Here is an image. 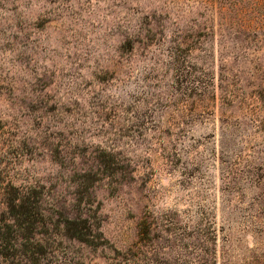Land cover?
Here are the masks:
<instances>
[{
  "label": "rangeland",
  "instance_id": "374dc122",
  "mask_svg": "<svg viewBox=\"0 0 264 264\" xmlns=\"http://www.w3.org/2000/svg\"><path fill=\"white\" fill-rule=\"evenodd\" d=\"M0 264H264V0H0Z\"/></svg>",
  "mask_w": 264,
  "mask_h": 264
}]
</instances>
